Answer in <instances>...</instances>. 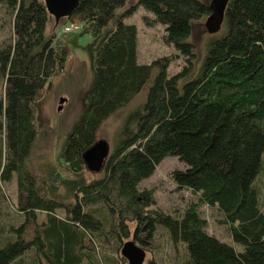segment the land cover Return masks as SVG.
<instances>
[{
    "label": "trees",
    "instance_id": "1",
    "mask_svg": "<svg viewBox=\"0 0 264 264\" xmlns=\"http://www.w3.org/2000/svg\"><path fill=\"white\" fill-rule=\"evenodd\" d=\"M79 0L69 15L108 32L96 51L95 76L86 107L69 132L64 160L72 171L86 167L85 153L101 123L127 104L153 77L145 100L118 128L103 175L80 184L71 197L47 192L32 150L37 130L34 102L65 50L46 33L50 15L44 0H0L12 18L13 40L0 44V264H118L104 251L110 237L149 245L157 225L183 241L180 264H264V205L255 180L264 156V0H228L224 29L213 36L194 75L192 21L210 13L202 0ZM142 5L148 24H165L164 39L185 63L168 75L165 57L137 61V26L124 21ZM165 155L184 168L172 171L180 188L216 206L237 250L206 230V219L191 202L183 211L163 212L150 189L137 188ZM14 181L12 215L2 182ZM134 222L130 230L128 222ZM125 241L117 246L120 251ZM144 264H160L150 258Z\"/></svg>",
    "mask_w": 264,
    "mask_h": 264
},
{
    "label": "rangeland",
    "instance_id": "2",
    "mask_svg": "<svg viewBox=\"0 0 264 264\" xmlns=\"http://www.w3.org/2000/svg\"><path fill=\"white\" fill-rule=\"evenodd\" d=\"M136 0H128L124 7L117 9L120 13ZM209 3L211 0H202ZM46 25V33H55L53 43L59 50H65L66 58L63 67L56 66L51 76L45 83L43 92L34 102L35 126L37 137L32 148L34 160L41 178L46 179L47 192L50 196L59 199H68L75 189L82 183L95 177L103 175L102 166L84 167L81 171H72L64 160L63 152L69 132L78 123L84 108L86 107L87 96L91 90L95 76V55L96 51L107 38L108 32H92L93 23L83 21L78 17L67 15L60 16L56 20L54 15ZM151 18L153 13L139 5L124 21L133 22L137 26V61L150 63L157 58L165 57L167 60V73L171 75L180 70L185 63L183 56L173 44L164 39L165 24L161 22L146 23L145 17ZM12 17L7 15L5 8L0 6V44L13 40ZM207 16L192 21V30L189 40L194 45L195 56L193 58V70L188 79L197 71L206 52L209 40L220 35L224 29V18L219 31H208L205 21ZM71 21L79 23V28L65 31V25ZM158 68L153 67L150 76L142 88L124 106L109 115L96 131V140H103L107 143V155L111 152L115 141V135L122 124L125 116L133 109L142 105L145 100L148 88ZM4 80L0 77V95L3 94ZM60 97H65L62 108L58 110ZM185 164L175 155H165L156 165L154 171L147 177L142 178L137 188H146L153 192L156 204L163 212L172 213L174 210L183 211L191 202H198V211L206 219V230L234 246L237 250L242 245L232 239L228 224L223 223L224 216L216 206H210L200 202L196 193L188 188H180L172 177V171L176 168H184ZM259 189L262 206L264 205V156L263 166L255 180ZM2 187L9 196V203L4 206V214L12 215V200H16V185L14 181L2 182ZM1 223H7V219H0ZM130 230L134 222H128ZM1 233V232H0ZM2 234V233H1ZM132 239V235L123 239ZM122 241V243H123ZM135 242L144 248L145 257L143 263L153 258L160 264H180L186 255V246L183 241L171 239L168 230L157 225L151 243L143 245ZM115 237H110L106 246H101L104 251L113 253L117 257L118 264H128V260L120 258V251L117 246L122 244ZM84 264H88L85 262Z\"/></svg>",
    "mask_w": 264,
    "mask_h": 264
},
{
    "label": "water",
    "instance_id": "3",
    "mask_svg": "<svg viewBox=\"0 0 264 264\" xmlns=\"http://www.w3.org/2000/svg\"><path fill=\"white\" fill-rule=\"evenodd\" d=\"M228 0H211L208 3L210 13L207 15L205 24L210 32H217L225 15V8ZM48 13L54 15L56 20L60 16H69L77 6L79 0H44ZM65 97H60L58 110L62 108V102ZM107 143L103 140H98L86 151V167L93 166L101 167L104 159L107 156ZM121 255L128 260V264H144L145 250L139 246L133 239L125 241L121 248Z\"/></svg>",
    "mask_w": 264,
    "mask_h": 264
},
{
    "label": "built area",
    "instance_id": "4",
    "mask_svg": "<svg viewBox=\"0 0 264 264\" xmlns=\"http://www.w3.org/2000/svg\"><path fill=\"white\" fill-rule=\"evenodd\" d=\"M79 28V23L75 21H71L68 25H65L64 30L65 31H71Z\"/></svg>",
    "mask_w": 264,
    "mask_h": 264
},
{
    "label": "flooded vegetation",
    "instance_id": "5",
    "mask_svg": "<svg viewBox=\"0 0 264 264\" xmlns=\"http://www.w3.org/2000/svg\"><path fill=\"white\" fill-rule=\"evenodd\" d=\"M104 161H105V159H104ZM104 161H103V163H104ZM102 166H103V164H102Z\"/></svg>",
    "mask_w": 264,
    "mask_h": 264
}]
</instances>
